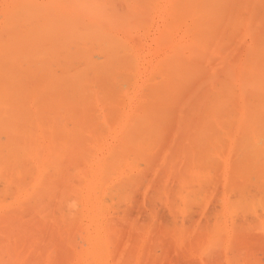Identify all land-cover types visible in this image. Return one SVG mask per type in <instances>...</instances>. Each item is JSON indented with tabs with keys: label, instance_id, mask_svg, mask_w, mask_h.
I'll return each instance as SVG.
<instances>
[{
	"label": "rangeland",
	"instance_id": "obj_1",
	"mask_svg": "<svg viewBox=\"0 0 264 264\" xmlns=\"http://www.w3.org/2000/svg\"><path fill=\"white\" fill-rule=\"evenodd\" d=\"M0 264H264V0H0Z\"/></svg>",
	"mask_w": 264,
	"mask_h": 264
},
{
	"label": "bare ground",
	"instance_id": "obj_2",
	"mask_svg": "<svg viewBox=\"0 0 264 264\" xmlns=\"http://www.w3.org/2000/svg\"><path fill=\"white\" fill-rule=\"evenodd\" d=\"M49 39H51V40L54 39V41L58 45H81V43L79 41L81 39V37H79L78 34H75L71 31H69V32L60 31L54 35L52 33L51 36L49 37ZM83 234L85 235V233H83ZM88 234H90V233H88ZM85 236H87V233Z\"/></svg>",
	"mask_w": 264,
	"mask_h": 264
}]
</instances>
